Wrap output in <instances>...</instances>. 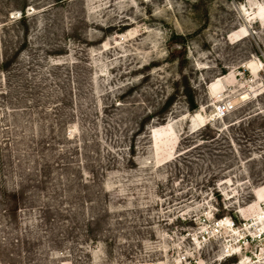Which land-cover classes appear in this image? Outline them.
<instances>
[{
	"label": "rangeland",
	"instance_id": "1",
	"mask_svg": "<svg viewBox=\"0 0 264 264\" xmlns=\"http://www.w3.org/2000/svg\"><path fill=\"white\" fill-rule=\"evenodd\" d=\"M0 264H264V0H0Z\"/></svg>",
	"mask_w": 264,
	"mask_h": 264
},
{
	"label": "bare ground",
	"instance_id": "2",
	"mask_svg": "<svg viewBox=\"0 0 264 264\" xmlns=\"http://www.w3.org/2000/svg\"><path fill=\"white\" fill-rule=\"evenodd\" d=\"M195 118H196L197 120H200V121H201L200 127H204L205 125H207V123H203V116H202V114L197 113V114L195 115ZM202 123H203V124H202ZM229 223H230V221H228L227 219H226V220L223 219V220H222V223H221V226H222L223 224L229 226ZM260 234H261V233H260Z\"/></svg>",
	"mask_w": 264,
	"mask_h": 264
},
{
	"label": "built area",
	"instance_id": "3",
	"mask_svg": "<svg viewBox=\"0 0 264 264\" xmlns=\"http://www.w3.org/2000/svg\"><path fill=\"white\" fill-rule=\"evenodd\" d=\"M226 109H227V107H226V106H223L222 108H220V111H221L222 113H224V111H225ZM221 223H222V220L218 221V222L216 223V225H217V226H220Z\"/></svg>",
	"mask_w": 264,
	"mask_h": 264
},
{
	"label": "trees",
	"instance_id": "4",
	"mask_svg": "<svg viewBox=\"0 0 264 264\" xmlns=\"http://www.w3.org/2000/svg\"><path fill=\"white\" fill-rule=\"evenodd\" d=\"M21 16H24V12H22ZM162 126H164V124H162ZM206 126V125H205ZM176 142L179 143V138L176 139Z\"/></svg>",
	"mask_w": 264,
	"mask_h": 264
}]
</instances>
